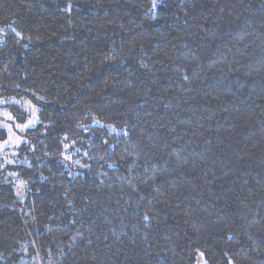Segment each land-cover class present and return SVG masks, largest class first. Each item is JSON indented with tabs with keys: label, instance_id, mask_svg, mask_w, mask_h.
<instances>
[{
	"label": "trees",
	"instance_id": "trees-1",
	"mask_svg": "<svg viewBox=\"0 0 264 264\" xmlns=\"http://www.w3.org/2000/svg\"><path fill=\"white\" fill-rule=\"evenodd\" d=\"M0 99V264H264V0H0Z\"/></svg>",
	"mask_w": 264,
	"mask_h": 264
},
{
	"label": "rangeland",
	"instance_id": "rangeland-1",
	"mask_svg": "<svg viewBox=\"0 0 264 264\" xmlns=\"http://www.w3.org/2000/svg\"><path fill=\"white\" fill-rule=\"evenodd\" d=\"M158 0H152L154 5ZM8 103L17 105L23 112L25 121L23 123L16 122L12 117L9 109L5 105ZM38 122L37 108L29 101L19 102L17 99L1 100L0 99V167L7 164L16 163L17 149L25 142L24 134L29 128H32ZM13 177V187L15 188L16 197L20 199L23 196L24 184L15 179L11 173L8 174ZM201 254L196 257L195 264H203Z\"/></svg>",
	"mask_w": 264,
	"mask_h": 264
}]
</instances>
